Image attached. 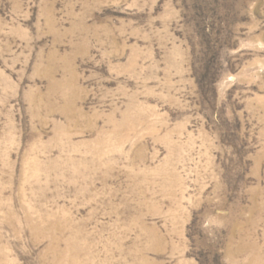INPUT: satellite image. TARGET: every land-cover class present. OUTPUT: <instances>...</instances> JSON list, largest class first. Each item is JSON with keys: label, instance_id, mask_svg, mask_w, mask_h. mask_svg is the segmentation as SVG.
I'll list each match as a JSON object with an SVG mask.
<instances>
[{"label": "rangeland", "instance_id": "rangeland-1", "mask_svg": "<svg viewBox=\"0 0 264 264\" xmlns=\"http://www.w3.org/2000/svg\"><path fill=\"white\" fill-rule=\"evenodd\" d=\"M0 264H264V0H0Z\"/></svg>", "mask_w": 264, "mask_h": 264}]
</instances>
